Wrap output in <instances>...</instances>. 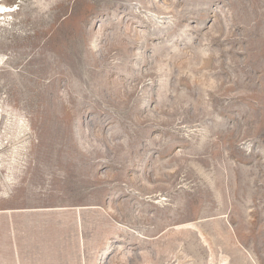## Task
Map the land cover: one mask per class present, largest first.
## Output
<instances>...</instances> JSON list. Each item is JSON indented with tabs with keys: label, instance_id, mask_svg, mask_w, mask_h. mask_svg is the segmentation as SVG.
Returning <instances> with one entry per match:
<instances>
[{
	"label": "rangeland",
	"instance_id": "obj_1",
	"mask_svg": "<svg viewBox=\"0 0 264 264\" xmlns=\"http://www.w3.org/2000/svg\"><path fill=\"white\" fill-rule=\"evenodd\" d=\"M0 4V264H264V0Z\"/></svg>",
	"mask_w": 264,
	"mask_h": 264
},
{
	"label": "bare ground",
	"instance_id": "obj_2",
	"mask_svg": "<svg viewBox=\"0 0 264 264\" xmlns=\"http://www.w3.org/2000/svg\"><path fill=\"white\" fill-rule=\"evenodd\" d=\"M16 9L11 7V6H8V5H5V4H0V15H7V14H11L12 12H14ZM3 58V57H2ZM2 59L0 58V61Z\"/></svg>",
	"mask_w": 264,
	"mask_h": 264
}]
</instances>
